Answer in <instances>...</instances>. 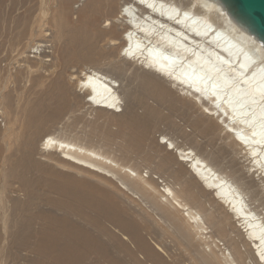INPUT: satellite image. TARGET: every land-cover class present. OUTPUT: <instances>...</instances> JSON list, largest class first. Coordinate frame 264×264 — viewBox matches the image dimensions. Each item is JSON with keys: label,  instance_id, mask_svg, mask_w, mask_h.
I'll return each mask as SVG.
<instances>
[{"label": "bare ground", "instance_id": "obj_1", "mask_svg": "<svg viewBox=\"0 0 264 264\" xmlns=\"http://www.w3.org/2000/svg\"><path fill=\"white\" fill-rule=\"evenodd\" d=\"M40 8L56 58L32 107L0 104L25 119L0 165V264H264L263 43L218 0Z\"/></svg>", "mask_w": 264, "mask_h": 264}, {"label": "rangeland", "instance_id": "obj_2", "mask_svg": "<svg viewBox=\"0 0 264 264\" xmlns=\"http://www.w3.org/2000/svg\"><path fill=\"white\" fill-rule=\"evenodd\" d=\"M39 2L40 0H22V3L19 5H15L12 0H2L0 2V104L2 103V95L10 94L12 103H14V105L16 103L19 108L22 107L21 110L23 108L29 109L33 106L35 97L33 94L31 95L30 91L33 79L39 72L41 75L47 74L42 66L43 62L46 59L53 60L56 58V51L58 49V47L54 49L55 47L52 43L54 36L53 27L49 22H45L46 14H43V9H39ZM51 7L53 8L54 5L51 4ZM29 10H31L29 13L31 17L28 15L29 23L31 22L30 27L27 25L22 27V29L17 28L19 17H22ZM49 13L48 21H51L52 15ZM75 17L73 15L69 16L72 23L76 21ZM18 33L21 34V36H19L20 38L18 37ZM37 44L42 45V49L38 51L32 50V45L34 46ZM44 52L51 53L44 54ZM121 56L123 57L122 54ZM29 68L30 70H28ZM39 68L42 71H39ZM124 69L125 71L128 70L124 82H119L118 79L113 77L114 80L122 84V87L126 86L128 77L134 72V67H125ZM190 90L194 94H198L192 88ZM27 100L30 103L28 102L25 105ZM13 113L14 112L11 111L7 116L0 114V165L1 161L11 155L23 141V129H21V125H23L25 119L22 115H19V120L17 117L19 124L18 122L14 123L13 120L15 115ZM177 121L179 122V120ZM180 123L182 124L181 121ZM6 128H9V131H5L7 130ZM187 131H189V128H187ZM159 135L160 133L155 134V138L158 139ZM159 141L162 142L161 139H159ZM205 143L208 149L220 152V154L222 153L221 155L228 157L226 153L227 147L225 148V146L221 145L218 141L207 142L206 140ZM167 144L168 143H166V145ZM170 150H172V148ZM234 163L236 164L237 162ZM234 163L232 164L234 167H232L237 171L240 166L239 164L234 165ZM4 165L6 166L2 167H8L7 163ZM153 177L158 178L156 175H153ZM160 181L161 179H158V182ZM262 201L264 202V199H262ZM222 243L223 242L220 241L219 244ZM213 250L216 249L213 248Z\"/></svg>", "mask_w": 264, "mask_h": 264}, {"label": "water", "instance_id": "obj_3", "mask_svg": "<svg viewBox=\"0 0 264 264\" xmlns=\"http://www.w3.org/2000/svg\"><path fill=\"white\" fill-rule=\"evenodd\" d=\"M229 15L264 45V0H218Z\"/></svg>", "mask_w": 264, "mask_h": 264}, {"label": "snow or ice", "instance_id": "obj_4", "mask_svg": "<svg viewBox=\"0 0 264 264\" xmlns=\"http://www.w3.org/2000/svg\"><path fill=\"white\" fill-rule=\"evenodd\" d=\"M141 2L143 3V2H145V0H141ZM262 259H264V256H262Z\"/></svg>", "mask_w": 264, "mask_h": 264}]
</instances>
